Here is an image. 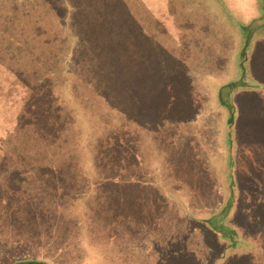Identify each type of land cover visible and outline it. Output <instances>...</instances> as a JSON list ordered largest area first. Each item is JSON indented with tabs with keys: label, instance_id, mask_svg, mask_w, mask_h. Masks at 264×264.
<instances>
[{
	"label": "rangeland",
	"instance_id": "rangeland-1",
	"mask_svg": "<svg viewBox=\"0 0 264 264\" xmlns=\"http://www.w3.org/2000/svg\"><path fill=\"white\" fill-rule=\"evenodd\" d=\"M15 260L264 264V0H0Z\"/></svg>",
	"mask_w": 264,
	"mask_h": 264
},
{
	"label": "trees",
	"instance_id": "trees-1",
	"mask_svg": "<svg viewBox=\"0 0 264 264\" xmlns=\"http://www.w3.org/2000/svg\"><path fill=\"white\" fill-rule=\"evenodd\" d=\"M173 90H175V88H173ZM171 95V94H170ZM184 98H185V96L184 95H181V96H178V100H176L178 103H180V102H182L183 100H184ZM170 100V99H169ZM187 102L188 101H185L184 102V104H185V106L187 105ZM178 110V109H177ZM178 112L179 113H182L183 111L182 110H178ZM180 133V132H179ZM161 138H163L162 136H161ZM190 144V143H189ZM205 171V170H204ZM181 182V181H180ZM179 182V184L181 185V188H182V184L183 183H180ZM173 185V184H172ZM180 189V188H179ZM244 190V189H243ZM203 191H205V190H203ZM33 263H34V261H33ZM10 264H27V262H26V260H15V261H13V262H11ZM35 264H48V263H46V262H44V260H40V261H35Z\"/></svg>",
	"mask_w": 264,
	"mask_h": 264
}]
</instances>
